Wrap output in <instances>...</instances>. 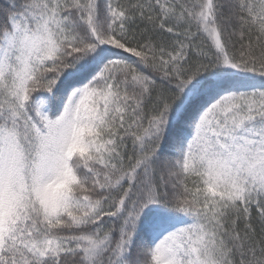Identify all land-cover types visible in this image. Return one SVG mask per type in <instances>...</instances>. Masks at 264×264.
I'll return each instance as SVG.
<instances>
[{"label":"snow or ice","instance_id":"6c2138e0","mask_svg":"<svg viewBox=\"0 0 264 264\" xmlns=\"http://www.w3.org/2000/svg\"><path fill=\"white\" fill-rule=\"evenodd\" d=\"M0 264H264V0H0Z\"/></svg>","mask_w":264,"mask_h":264}]
</instances>
